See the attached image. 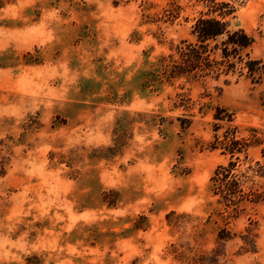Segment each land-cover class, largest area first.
Masks as SVG:
<instances>
[{"label":"rangeland","instance_id":"1","mask_svg":"<svg viewBox=\"0 0 264 264\" xmlns=\"http://www.w3.org/2000/svg\"><path fill=\"white\" fill-rule=\"evenodd\" d=\"M214 1L264 65V0ZM207 12L0 0V264H264V74L164 75ZM228 128L259 141L213 149Z\"/></svg>","mask_w":264,"mask_h":264},{"label":"trees","instance_id":"2","mask_svg":"<svg viewBox=\"0 0 264 264\" xmlns=\"http://www.w3.org/2000/svg\"><path fill=\"white\" fill-rule=\"evenodd\" d=\"M208 12L196 19L192 26L191 35L194 41L183 40L182 46L177 49V56H169L165 60L166 67L164 75L166 79H176L185 77L187 79H201L214 76L219 79L221 76H243L254 81L260 80L264 74V65L261 60L252 59L249 50L253 44V38L244 30H230L225 17L233 12L227 3L205 0ZM217 13L216 16L212 14ZM214 119L219 122L231 121V114L226 109L217 107ZM217 129L219 126L216 127ZM237 128H228L222 139L214 135L212 148L217 145L234 157L236 154L245 153L250 144L259 141L255 136L250 138L237 139ZM238 159V157H236ZM233 162H229V167L219 166L212 178L220 184L218 189L224 195L225 200H231L232 183L227 181L231 175ZM235 186L237 183L232 181ZM241 192V190H238ZM253 193H242L241 198L252 196Z\"/></svg>","mask_w":264,"mask_h":264}]
</instances>
